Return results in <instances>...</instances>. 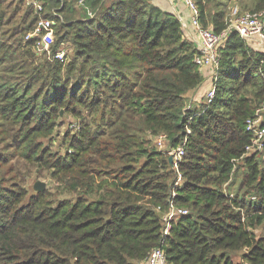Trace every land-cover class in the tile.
Returning <instances> with one entry per match:
<instances>
[{
  "label": "trees",
  "instance_id": "obj_1",
  "mask_svg": "<svg viewBox=\"0 0 264 264\" xmlns=\"http://www.w3.org/2000/svg\"><path fill=\"white\" fill-rule=\"evenodd\" d=\"M38 1L39 13L25 0H0V28L13 23L6 32L18 40L9 48L34 57L20 61L23 80L0 69V114L18 124L9 148L48 170L57 192L75 196L46 189L26 197L5 185L14 165L3 169L9 160L0 153V264H143L155 247L166 264H264V234L254 232L264 224V162L245 149V121L264 108V51L229 32L218 46L212 100L187 106L204 77L178 16L150 0ZM230 1L195 0L200 24L220 33ZM242 2L264 9V0ZM41 17L58 23L52 53L72 44L68 62L36 57L25 39ZM95 84L109 91L90 95ZM79 106L92 119L65 137L69 153L52 156L40 140L62 109L77 117ZM159 133L171 147L186 140L180 186L168 155L151 143ZM170 205L188 213L163 236ZM242 249L235 262L230 253Z\"/></svg>",
  "mask_w": 264,
  "mask_h": 264
},
{
  "label": "rangeland",
  "instance_id": "obj_2",
  "mask_svg": "<svg viewBox=\"0 0 264 264\" xmlns=\"http://www.w3.org/2000/svg\"><path fill=\"white\" fill-rule=\"evenodd\" d=\"M242 1H245V0H231L226 7V17L228 16L230 7L234 5H237L242 10H251V8L245 6ZM26 5H28V2H26ZM77 5H80L82 7V4H80L79 2L77 3ZM4 6L6 5L4 4ZM17 20H19L18 15L16 16V19L14 20V22ZM54 24H55V21H54ZM12 26H13V23L8 24V25H3L0 28V44H2L3 42L5 45V46L0 45V62L3 59L5 60L3 64H0V69L2 67L7 66V69H8L7 73L10 77H13V78L16 77L17 80L18 79L23 80V78H25V75L23 74L22 70L19 69L21 65L20 61L23 59H27V62H29L30 64L31 59H33L34 57L31 56L29 53H26L23 49L18 50L15 53L12 52L11 48L16 47V41H18V40H15V38H13L11 34H8V32H6L7 29H11ZM57 28H58V23H56L55 27L53 26L54 42L56 40L55 34L57 31ZM245 42L248 45V47H250L252 50L264 49V43L259 44L257 43V41L252 40V39L245 40ZM9 46H11V48H9ZM5 51H9V54H6ZM35 52L39 53V55L37 54L36 57L41 55V57L46 58L50 62H52L53 59L56 58L55 57L56 52L62 53L61 54L62 56L56 59H60V60L64 59L65 62H68L74 56V50H73L72 44L68 41H64L63 43H61L59 47L56 49L55 53H52L50 48H49V52L47 51L39 52L37 50ZM39 60L40 59H37L34 62H38ZM207 68H209L208 71H210L212 77L214 78L216 71H214L212 67H207ZM10 69H13V71L10 72ZM75 74L76 73L73 72L72 75H75ZM19 76L20 78H17ZM213 82H214L213 80L212 82L208 80L207 85H205V83L204 84L201 83L202 85L200 84L198 87L188 91L186 94V98H185V102L186 104H188L187 106L191 105L192 107H195L203 103L206 92L209 88L213 86ZM103 87H104L103 88L104 90L101 91L100 84L99 85L95 84V87L90 85L88 87L89 94L95 95L96 93H100L101 96H104L105 95L104 92H108L109 90L106 88V86H103ZM86 92L87 91H83L81 93H86ZM79 107L80 108L77 107V109L80 111V115L77 117L75 115L65 113L64 109H62L61 110L62 113H60V119L58 120L57 125L55 126L51 136H46L40 140V142L43 144L42 146L45 149H49L50 152L52 153V156L56 155L57 153L63 155L66 151L67 153H69L71 149L68 146V144L65 145V142H66L65 137L67 136V138H69L71 137V135H76L78 131L80 130L81 125L86 124L89 121V119L90 120L92 119V117L90 118V116L87 115V111L83 106H79ZM259 113L261 114V117L264 120V108H261L259 110ZM17 128H18V124H15L13 122L7 125L4 121V117L0 114V153H2L1 155L5 156V159L9 160L6 166H3V169L8 167L9 165H14V167L10 170V173L8 174L6 178L7 182H5V185H8L9 187L14 188V189H18V188L22 189L23 191H25L26 197H28L38 192V190L35 189V184L39 182V183L44 184L43 191H45L46 189L51 191L52 193H54L55 198H58V199L74 198L75 195L73 193H69V192L61 193L59 191L57 192L56 186L58 182L51 180V177L49 176V171L43 168H40V166L37 165V163L26 162V159L22 158L24 157L21 154L22 150H16V148L15 149L9 148V147H12L11 146L13 142L12 137H14V135L17 133L16 132ZM151 137L152 136H150V138ZM147 138L149 139V135L147 136ZM151 143L155 144L154 138L151 139ZM46 158L53 161V157L50 158V155H48V157ZM238 180L239 179L235 180L237 184H238ZM235 185L236 184L233 185V190L235 189ZM254 232L256 233V235L264 234V224L258 225L254 229ZM244 251L245 250L242 249V250H238L235 252H231L230 254L232 258L234 259V261L241 262V254ZM143 264H146V263H143Z\"/></svg>",
  "mask_w": 264,
  "mask_h": 264
},
{
  "label": "built area",
  "instance_id": "obj_3",
  "mask_svg": "<svg viewBox=\"0 0 264 264\" xmlns=\"http://www.w3.org/2000/svg\"><path fill=\"white\" fill-rule=\"evenodd\" d=\"M189 10L190 24L194 27L196 37L193 40L198 50L194 56V63L200 69L212 67L214 71L218 65V46L229 32H236L244 40H255L257 43H264V9L260 10H242L237 5L230 7L228 16L226 17V27L220 32L215 33L209 27H203L199 21V8L195 0H180ZM83 0H79L82 4ZM37 12L42 9L41 4L32 2ZM92 16V12L88 11ZM54 21L47 17H41L37 25L25 35V39L34 40V48L39 52H49L50 45L54 42ZM62 53L56 52L55 57L60 58ZM216 75V73H215ZM215 77L213 78V81ZM214 96V86L206 92L204 101L209 103ZM245 129L251 135L250 144L246 146V154L257 153L264 160V120L259 113V109L255 114L245 121ZM186 140L182 139L175 147L169 146L168 138L165 133H159L154 137V145L166 153L168 157H172L171 168L175 172V186L182 183V174L179 170V164L184 155V145ZM188 213L185 207H175L170 205L169 208L162 213L161 233L163 236L169 234L172 221L180 215ZM146 264H166V258L160 247L151 250Z\"/></svg>",
  "mask_w": 264,
  "mask_h": 264
},
{
  "label": "crops",
  "instance_id": "obj_4",
  "mask_svg": "<svg viewBox=\"0 0 264 264\" xmlns=\"http://www.w3.org/2000/svg\"><path fill=\"white\" fill-rule=\"evenodd\" d=\"M25 1L28 2V4H31V2L39 3L38 0H25ZM150 1L152 4L159 7L163 11H166V12H169V13H172L178 16L182 20V23H183L184 35L191 41L195 39L196 32H195L194 27L190 24V21H189L190 20L189 10L180 0H150ZM256 50L264 51V49H256ZM208 70L209 68L201 69L202 75L204 77L202 84L205 83V85H207L208 80L210 82H212L213 80V77L210 71ZM235 262H238V261H235Z\"/></svg>",
  "mask_w": 264,
  "mask_h": 264
},
{
  "label": "water",
  "instance_id": "obj_5",
  "mask_svg": "<svg viewBox=\"0 0 264 264\" xmlns=\"http://www.w3.org/2000/svg\"><path fill=\"white\" fill-rule=\"evenodd\" d=\"M60 113H62V111H60ZM168 161H169V163L171 164V162H172V157H169V158H168ZM35 189H37L38 191H43V190H44V184H43V183H39V182H37V183L35 184Z\"/></svg>",
  "mask_w": 264,
  "mask_h": 264
}]
</instances>
